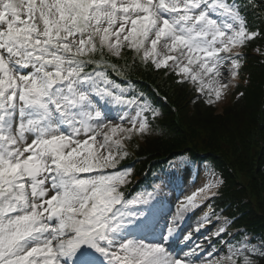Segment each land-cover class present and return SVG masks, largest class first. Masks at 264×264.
<instances>
[{
  "label": "snow or ice",
  "instance_id": "6c2138e0",
  "mask_svg": "<svg viewBox=\"0 0 264 264\" xmlns=\"http://www.w3.org/2000/svg\"><path fill=\"white\" fill-rule=\"evenodd\" d=\"M261 23L264 0H0V264H264V241L230 231L223 212L184 229L225 183L191 149L159 161L136 195L121 190L126 144L153 135L166 97L103 59L128 49L211 104L264 40ZM202 173L214 179L198 184ZM180 180L192 191L163 214ZM159 218L158 239L141 234Z\"/></svg>",
  "mask_w": 264,
  "mask_h": 264
},
{
  "label": "trees",
  "instance_id": "16d2710c",
  "mask_svg": "<svg viewBox=\"0 0 264 264\" xmlns=\"http://www.w3.org/2000/svg\"><path fill=\"white\" fill-rule=\"evenodd\" d=\"M261 44L264 40L257 39L253 46ZM133 55L124 49L114 64L125 78L156 84L177 107L182 126L177 125L172 108L164 104L153 135L132 137L122 164L135 166L140 175L148 153L160 156L191 149L197 157L198 151H206L225 174V201L234 202V208L243 213L239 223L264 238V123H259L257 115L264 95V65L247 56L245 72L250 73L251 83L243 90L245 96L228 105L224 115H216V109L207 105V96L200 97L191 83L181 86L174 82V75L146 70L139 61L133 62Z\"/></svg>",
  "mask_w": 264,
  "mask_h": 264
},
{
  "label": "rangeland",
  "instance_id": "374dc122",
  "mask_svg": "<svg viewBox=\"0 0 264 264\" xmlns=\"http://www.w3.org/2000/svg\"><path fill=\"white\" fill-rule=\"evenodd\" d=\"M221 73H222V76H223V80L221 82L222 83H226L230 79L228 67L227 66L223 67L221 69ZM241 80L242 79L239 77L238 80L236 82H234L233 85H230V90L223 92L222 96H221V99L214 103L215 106L218 108V112L219 113H222L223 107L227 106L228 103L231 101V98L234 96L233 94H234V91H235L237 85L242 82ZM184 175H187L190 179H194L195 180L196 176L198 175V172L195 170L194 167H189V168H186L184 170ZM212 179H214V178L211 175H208L206 173H202L201 174V181H199L198 184L202 183V182L206 183V182H208V181H210ZM128 181L129 182L131 181L129 176H128ZM187 190L188 189H187V186L185 185L184 181H182V185H181L180 181H178L177 184L175 185V187L173 188V195L169 198V200L165 204V208H164L163 214H167L168 212L172 211L174 209V205L177 202V200H179L185 194V192ZM188 191L190 193L192 190L189 189ZM212 211H214L217 214H220L219 210H215V208L213 207V204H212L211 208L205 207L200 212H197V213H194V214L190 215L188 217V219L185 221V223L188 222L191 219V221H190L191 226L189 225L190 226L189 228H191L195 224V221L198 218L203 216V213L212 212ZM215 218L216 217L213 216V220ZM221 219H223V218H221ZM164 225H165V221L161 223L159 230L156 231V233H155V236H154V234H151L149 239H158L159 238V232L164 228ZM259 243H257V244H259ZM173 249L175 250L177 255H179L181 249L176 247L175 245H173L171 247V250H173Z\"/></svg>",
  "mask_w": 264,
  "mask_h": 264
}]
</instances>
